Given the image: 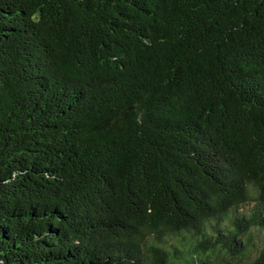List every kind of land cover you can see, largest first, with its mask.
<instances>
[{
	"label": "trees",
	"instance_id": "trees-1",
	"mask_svg": "<svg viewBox=\"0 0 264 264\" xmlns=\"http://www.w3.org/2000/svg\"><path fill=\"white\" fill-rule=\"evenodd\" d=\"M0 264H264V0H0Z\"/></svg>",
	"mask_w": 264,
	"mask_h": 264
}]
</instances>
